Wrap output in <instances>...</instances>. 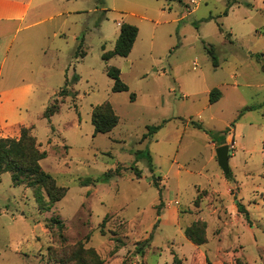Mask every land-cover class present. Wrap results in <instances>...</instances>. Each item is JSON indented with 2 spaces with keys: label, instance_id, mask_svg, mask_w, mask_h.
I'll return each mask as SVG.
<instances>
[{
  "label": "rangeland",
  "instance_id": "1",
  "mask_svg": "<svg viewBox=\"0 0 264 264\" xmlns=\"http://www.w3.org/2000/svg\"><path fill=\"white\" fill-rule=\"evenodd\" d=\"M258 6L257 0L67 2L76 13L65 33L52 37L48 24L43 42L30 40L34 51L40 44L42 52L47 46L60 50L46 53L35 91L16 110V120L32 125L47 153L43 169L67 193L41 211L32 188L14 186L11 172L1 175L0 264H59L74 245L95 249L103 264H174L175 256L181 264H264V32ZM119 23L138 27L136 42L128 57L105 61ZM0 25V36L16 26ZM48 67L53 72L45 79ZM111 67L120 69L128 91H113ZM75 74L79 81L72 83ZM214 88L226 95L220 103L209 101ZM104 102L119 123L95 136L92 111ZM57 105L50 120L43 117ZM157 125L160 130L144 138L148 126ZM215 132L225 134L230 146V178L211 159ZM20 133L5 129L0 137L18 139ZM109 170L117 174L104 181ZM87 179L91 184L81 186ZM198 220L207 225L201 246L184 234Z\"/></svg>",
  "mask_w": 264,
  "mask_h": 264
},
{
  "label": "trees",
  "instance_id": "2",
  "mask_svg": "<svg viewBox=\"0 0 264 264\" xmlns=\"http://www.w3.org/2000/svg\"><path fill=\"white\" fill-rule=\"evenodd\" d=\"M139 29L137 26L122 23L120 26V34L116 41L113 50L106 51L102 55V59L107 61L115 56L128 57L131 53L134 43L137 39ZM209 54L214 59V66H217V57L211 49L208 50ZM85 55V54H84ZM82 55V57L84 56ZM107 75L113 80V91L122 92L128 91L129 87L121 79V71L117 67H111L107 71ZM79 76L75 74L72 77V83H77ZM77 93H75L76 95ZM221 97V91L218 88H214L209 92V101L214 103ZM135 99V95H131V100ZM59 106H55L53 110L46 108L44 111V118L51 119L59 111ZM247 109H254V107H248ZM119 123V116L114 111L112 105L109 102H104L93 108L92 111V124L94 126V135L105 134L111 132ZM197 128L204 130L202 125H195ZM161 128V125L148 126V132L144 135V138L154 135ZM32 128L22 127L19 138L0 137V177L5 172H11L12 182L14 186L25 184L27 187L32 188L33 196L38 208L41 211H50L53 205L63 199L67 193L65 187L59 186L56 179L48 172H46L41 161L47 157V153L41 150L37 138L31 133ZM214 143L217 146L224 145L226 143L225 134H219L215 132L211 134ZM264 151V140L262 143ZM141 153V152H139ZM144 156L148 162V167L151 172L154 170L153 160L148 151H145ZM117 173L116 171L109 170L104 174L103 180H109ZM137 177H141V171L136 170ZM231 173L226 175L230 178ZM158 186L157 181L154 182ZM91 184V179L81 183V186ZM47 200L45 199L44 193ZM199 198L196 200V204L199 203ZM238 212L242 213L247 221L249 219V213L246 208L239 202H237ZM60 228H64V224L55 219L54 221ZM207 225L204 221H195L190 226L186 227L184 234L186 238L196 246H201L207 242L206 237ZM63 237V236H62ZM148 241V240H147ZM146 241V242H147ZM139 251L142 249L139 247ZM70 255L59 259V264H103V260L97 251L93 248H85L82 245H74L69 252ZM174 264H181L178 257H174Z\"/></svg>",
  "mask_w": 264,
  "mask_h": 264
},
{
  "label": "crops",
  "instance_id": "3",
  "mask_svg": "<svg viewBox=\"0 0 264 264\" xmlns=\"http://www.w3.org/2000/svg\"><path fill=\"white\" fill-rule=\"evenodd\" d=\"M71 1L0 0V24H16L14 30L8 33L9 35L0 36V133L5 129L20 131L22 127L32 126L23 120H16V110L20 100L35 91L39 69L43 65L46 53L51 50H60V48L51 49L47 46V50L42 52L43 45L40 44L34 51L30 48V40L37 39L43 42L49 35L48 24H51L52 37L57 38L64 34L69 17L76 13L65 7V4ZM3 29L4 26L0 25V32ZM27 51L31 52V55H27ZM22 63H25L24 68L20 67ZM52 72L53 68L48 67L45 79L49 78ZM228 85L230 84L226 86ZM225 96L224 91H221V97L214 104L223 101ZM261 140H264V130L261 132ZM209 145L214 148V156H211V159L218 162L215 153L218 146L214 142ZM213 191L221 196L217 190L213 189ZM226 193L232 195L231 187L227 188Z\"/></svg>",
  "mask_w": 264,
  "mask_h": 264
},
{
  "label": "water",
  "instance_id": "4",
  "mask_svg": "<svg viewBox=\"0 0 264 264\" xmlns=\"http://www.w3.org/2000/svg\"><path fill=\"white\" fill-rule=\"evenodd\" d=\"M229 152H230V146L228 144H224L216 148L217 161L224 175H228L230 172Z\"/></svg>",
  "mask_w": 264,
  "mask_h": 264
},
{
  "label": "built area",
  "instance_id": "5",
  "mask_svg": "<svg viewBox=\"0 0 264 264\" xmlns=\"http://www.w3.org/2000/svg\"><path fill=\"white\" fill-rule=\"evenodd\" d=\"M259 2V12L261 13V15L263 16V26H262V30L264 32V0H257Z\"/></svg>",
  "mask_w": 264,
  "mask_h": 264
}]
</instances>
